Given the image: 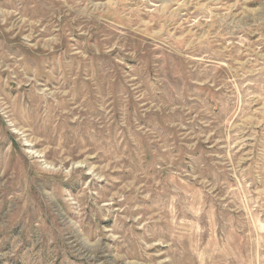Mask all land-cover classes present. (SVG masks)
Instances as JSON below:
<instances>
[{
    "label": "rangeland",
    "instance_id": "1",
    "mask_svg": "<svg viewBox=\"0 0 264 264\" xmlns=\"http://www.w3.org/2000/svg\"><path fill=\"white\" fill-rule=\"evenodd\" d=\"M0 264H264V0H0Z\"/></svg>",
    "mask_w": 264,
    "mask_h": 264
}]
</instances>
